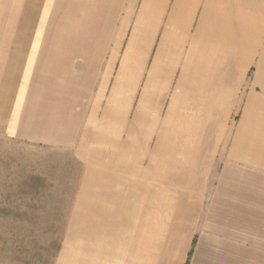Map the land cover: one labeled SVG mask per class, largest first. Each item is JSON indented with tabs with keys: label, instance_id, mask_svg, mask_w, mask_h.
Returning <instances> with one entry per match:
<instances>
[{
	"label": "crops",
	"instance_id": "crops-1",
	"mask_svg": "<svg viewBox=\"0 0 264 264\" xmlns=\"http://www.w3.org/2000/svg\"><path fill=\"white\" fill-rule=\"evenodd\" d=\"M0 138L79 164L62 264H264V0H0Z\"/></svg>",
	"mask_w": 264,
	"mask_h": 264
},
{
	"label": "rangeland",
	"instance_id": "rangeland-1",
	"mask_svg": "<svg viewBox=\"0 0 264 264\" xmlns=\"http://www.w3.org/2000/svg\"><path fill=\"white\" fill-rule=\"evenodd\" d=\"M78 180L71 153L0 138V264H62Z\"/></svg>",
	"mask_w": 264,
	"mask_h": 264
},
{
	"label": "trees",
	"instance_id": "trees-1",
	"mask_svg": "<svg viewBox=\"0 0 264 264\" xmlns=\"http://www.w3.org/2000/svg\"><path fill=\"white\" fill-rule=\"evenodd\" d=\"M191 258V255H190V257H189V259ZM187 264H189V261H188V263Z\"/></svg>",
	"mask_w": 264,
	"mask_h": 264
}]
</instances>
